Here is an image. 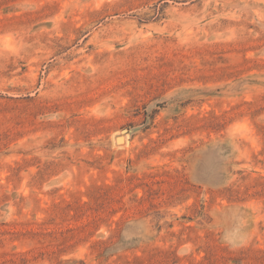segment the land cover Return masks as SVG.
Returning a JSON list of instances; mask_svg holds the SVG:
<instances>
[{"label": "rangeland", "instance_id": "rangeland-1", "mask_svg": "<svg viewBox=\"0 0 264 264\" xmlns=\"http://www.w3.org/2000/svg\"><path fill=\"white\" fill-rule=\"evenodd\" d=\"M0 264H264V0H0Z\"/></svg>", "mask_w": 264, "mask_h": 264}, {"label": "water", "instance_id": "water-1", "mask_svg": "<svg viewBox=\"0 0 264 264\" xmlns=\"http://www.w3.org/2000/svg\"><path fill=\"white\" fill-rule=\"evenodd\" d=\"M126 131V130H123ZM121 138V136H116V141L119 142V139Z\"/></svg>", "mask_w": 264, "mask_h": 264}]
</instances>
